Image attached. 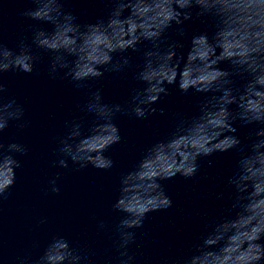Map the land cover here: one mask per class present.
I'll return each mask as SVG.
<instances>
[{
  "label": "clouds",
  "instance_id": "1",
  "mask_svg": "<svg viewBox=\"0 0 264 264\" xmlns=\"http://www.w3.org/2000/svg\"><path fill=\"white\" fill-rule=\"evenodd\" d=\"M35 7L22 16L53 26L52 31L36 29L32 44L21 40L17 49L3 42L0 27V205L16 180L21 166L16 154L27 148L17 142L3 143L2 134L11 121H21L23 107L7 91L3 74L9 71L33 73L41 56L37 49L51 53L49 77L71 78L77 88L85 81L99 79L106 72H119L130 64L127 56L114 62V54L150 42L143 53L144 64L136 79L145 86L137 89L125 106L103 102L99 90L93 92L84 108L95 117L87 134L79 122L67 124L66 136L59 140L58 159L54 165L69 167V160L83 169L91 165L109 170L114 161L105 155L122 140L113 122L117 113L130 111L144 119L157 111L152 107L168 87L177 85L182 93L192 90L205 94L199 114L182 119L170 137L147 149L132 171L122 176L120 194L113 209L123 214L116 226L119 251L118 264H133L129 247L136 242L134 229L142 228L149 213L166 210L173 205L161 181L177 174L192 178L199 171L198 160L217 152H228L241 145L234 135L237 121L243 125H261L257 139L241 157L228 180L235 190L231 208L234 214L210 225L192 255L183 264H264V0H108L115 5L107 19L81 25L73 12L65 9L68 0H29ZM125 10L128 15L124 16ZM3 7L0 6V15ZM209 17L213 26L211 39L204 32L193 35L186 58L177 49L181 43L168 44L162 51L165 32L192 20ZM180 35H184L179 28ZM73 59H69V58ZM227 62L229 69L220 65ZM182 64V66H181ZM63 75L60 76V72ZM239 78L244 83L237 85ZM236 105L235 110L230 106ZM163 114V109L159 110ZM26 125L20 123L19 129ZM51 191L59 193L56 179L49 181ZM101 229L106 225L101 222ZM87 257L63 236H53L35 260L20 259L19 264H82Z\"/></svg>",
  "mask_w": 264,
  "mask_h": 264
}]
</instances>
